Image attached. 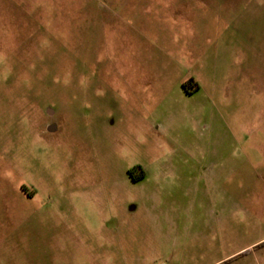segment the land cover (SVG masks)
<instances>
[{"label": "rangeland", "instance_id": "374dc122", "mask_svg": "<svg viewBox=\"0 0 264 264\" xmlns=\"http://www.w3.org/2000/svg\"><path fill=\"white\" fill-rule=\"evenodd\" d=\"M0 264H264V0H0Z\"/></svg>", "mask_w": 264, "mask_h": 264}, {"label": "trees", "instance_id": "16d2710c", "mask_svg": "<svg viewBox=\"0 0 264 264\" xmlns=\"http://www.w3.org/2000/svg\"><path fill=\"white\" fill-rule=\"evenodd\" d=\"M190 81H193V78H191ZM184 86H185V85H184ZM195 89H196V90L199 89V85H198L197 83L195 84ZM188 92H189V93H192L191 91H188Z\"/></svg>", "mask_w": 264, "mask_h": 264}, {"label": "crops", "instance_id": "0c3cea01", "mask_svg": "<svg viewBox=\"0 0 264 264\" xmlns=\"http://www.w3.org/2000/svg\"><path fill=\"white\" fill-rule=\"evenodd\" d=\"M145 177H146V173L144 172V173L142 174L141 180H143Z\"/></svg>", "mask_w": 264, "mask_h": 264}]
</instances>
